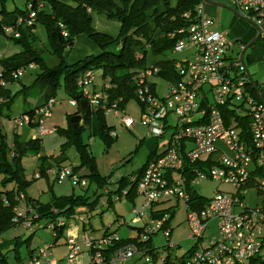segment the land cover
Returning a JSON list of instances; mask_svg holds the SVG:
<instances>
[{
    "label": "built area",
    "instance_id": "built-area-1",
    "mask_svg": "<svg viewBox=\"0 0 264 264\" xmlns=\"http://www.w3.org/2000/svg\"><path fill=\"white\" fill-rule=\"evenodd\" d=\"M225 1L249 20L264 40V0ZM33 18L32 13L27 25ZM212 25L213 21L201 3L195 9L192 22L178 32L184 37L176 42L173 51L191 49L192 54L184 62L176 64L178 77L169 85L165 97L159 98L150 93V76L159 70L141 71L138 75L137 99L142 106V125L151 137L163 138L168 130L171 135L170 145L165 151L148 161L143 168L137 185V194L142 197V202L138 208L132 209V223L142 227V240L159 230L167 232L164 225L168 221L167 215L155 216L153 206L173 199L181 201L185 205L189 240L199 244L208 224L211 221L217 223L216 236L208 239L205 246L198 247L197 244L186 264H245L264 247V203L262 207L248 208L242 201L248 189L256 190L264 198V56L260 62L263 81L260 84L255 82L261 97L256 90L254 97L249 90L253 86L239 62V53L244 45L239 47L240 51L234 57H229L228 50L233 47V41L227 32L215 31ZM5 32L12 33L13 30L8 27ZM14 37L17 38L18 34ZM236 69L242 71V76H235ZM22 73L19 70L15 75L20 77ZM94 80L90 70L82 75L78 82L82 96L91 105L104 107L105 113L113 111L116 117L121 114L119 121L125 129L134 127L135 123L124 110L115 104L105 106L108 96L94 86ZM0 86H4V82H0ZM107 87L104 85L103 89ZM206 100L207 110L201 108ZM228 100L248 109V143L238 134L236 125H228L223 118L220 109ZM53 103L51 99L43 106H36L33 119L27 115L13 118L14 127H36L40 136L47 135L43 125L50 118ZM70 105L73 107L75 101H70ZM236 110L239 112L241 108ZM47 174L52 175L54 182L59 184L71 179L82 187L87 185L69 166L50 168ZM33 177L38 178L39 174L35 172ZM201 181L230 184L236 192L227 194L216 191L203 208H196L197 202L190 201L188 189L194 190ZM106 193L107 189L104 188L103 194ZM24 201L23 195L17 198L11 229L33 232L40 229V215L27 207ZM236 208L240 211L236 212ZM58 212L52 210L50 213L55 216ZM80 220L83 222L82 218ZM56 222L49 225L54 231L53 237L58 229L67 227L63 220ZM153 223L155 228H152ZM115 238H94L86 233L78 235L68 232L65 238L67 254L61 260L62 264H79L77 257L84 252L86 264H126L140 255L144 264H152L151 258L140 254L135 246L105 256L99 249L111 246ZM167 247L172 249L175 246ZM51 248L52 245H48L36 249L26 264H58L55 261H42L50 255Z\"/></svg>",
    "mask_w": 264,
    "mask_h": 264
},
{
    "label": "trees",
    "instance_id": "trees-1",
    "mask_svg": "<svg viewBox=\"0 0 264 264\" xmlns=\"http://www.w3.org/2000/svg\"><path fill=\"white\" fill-rule=\"evenodd\" d=\"M4 1L0 0V3L3 4ZM201 3L202 0H177L176 5L170 7L169 0H29L24 11L7 12L4 9L1 10L0 36L9 44L17 47L19 51L7 57H0V82H4V86H0V118H3V112L9 110L13 104L14 96L11 94L9 87L18 81L19 77H16V72L19 70L24 72L30 67H37L39 73L32 87L38 88L42 93L43 103L40 106H43L53 98L60 85L69 97V101H75L73 106L75 112L66 115V128L57 131L59 136L64 138L60 149V156H65L62 162L68 160L66 157L67 151H73L76 155L78 166L72 167L69 165L72 172L81 179H88L93 182L97 188H106L107 193H102V195L106 197L107 206L114 202L112 194L118 195L117 200L123 195L130 202H133L138 196L137 185L143 168L148 161L161 155L163 151H153L149 155L146 164L134 175L121 177L118 181L113 182L110 181V178L99 175L95 159L88 152V145L83 142L82 136L84 132L90 130L93 119L96 121L98 136L105 142L107 148L112 143L113 136L104 120V107L91 105L82 96L78 88V82L87 70H90L93 74L95 70H99L101 72V84L97 86L94 83V86L103 90L108 96V104H105V106L115 104L117 108L124 110L125 105L129 101L134 100L142 110V106L137 99L138 75L141 71L161 70V72L170 73L173 78L178 77L176 64L179 62L169 60L167 52L173 51L176 42L184 37L178 32L187 28L192 22L195 9ZM205 9L210 8L205 7ZM32 13L34 18L27 25L29 15ZM93 15L102 17L107 22L118 24V36L112 38L96 31L92 24ZM185 15L189 17L186 18ZM37 26H41L45 32L46 51L50 55L56 56L59 60L58 65L53 68L45 66L42 57L43 51L34 48V30ZM8 27L12 28V33L5 32V28ZM156 33L158 34L157 36H155ZM15 34H18L17 38L14 37ZM79 35L85 36L95 44L99 49V53L87 56L72 64L66 63L63 54L65 51L72 49L74 40ZM121 39L124 40L123 46L116 51L115 48L119 46ZM258 41L250 47L253 51L251 55H246L247 51L244 54L246 69L247 64H252L255 61L260 63L264 56V47L260 46V48L257 45ZM148 50L161 56L159 61L150 69L146 67ZM235 74V76L240 77L243 73L241 70L236 69ZM104 85L108 87L103 89ZM154 88V84H150V93L157 97ZM249 90L252 96L256 97L255 89L250 87ZM19 92L25 96L26 88L22 87ZM206 103L207 100L202 103V109L207 110ZM238 107L241 108L239 112L236 110ZM34 109L23 111L20 116L27 115L30 116V119H33ZM220 111L225 122L228 125L234 123L238 134L248 143L250 135L248 109L228 100ZM15 128L17 129V127ZM13 136L11 149L6 150L0 129V174L4 175L0 181V236L12 227L14 208L20 195L24 196V202L27 207H31L33 210L39 208L35 207L33 199L28 198L23 190L32 181L39 179L42 175H48L46 169L42 167L43 165H39L36 169L39 177L34 178L32 174L30 181H26L24 170L21 166V159L26 155L38 156L40 154L41 139L37 137L29 141L19 142V136L15 131ZM169 145L170 143H168ZM39 159L44 162L46 160V158L41 157ZM62 162L58 163L57 166L61 165ZM80 170L83 172L80 173ZM9 183L13 184L12 189H4L6 184ZM109 184H116V188L114 190L110 189ZM188 193L190 201L197 202L196 208H203L207 204L208 199L199 197L196 191L188 189ZM67 202L71 206L62 212L66 217H70L69 214L73 212L75 206L86 205L84 200L80 198L76 200L70 197L67 198ZM60 211L62 210H59L56 216L62 215ZM167 211H170V209ZM47 216L55 217L49 212L45 215H40L39 220ZM51 222L47 223L46 227H49ZM65 229L67 227L56 231V236L53 237V244H51L52 247L60 240ZM133 229L137 233L135 237L126 239L117 237L112 239L113 243L111 246L100 248L99 250L105 256H109L118 250L135 246L141 252L140 254L151 258L152 264H186V260L194 252L198 244L196 243L194 248L187 251L183 258H176L175 262H170L167 257L163 256L162 251L154 248L150 236L144 240L141 239V226ZM82 230L83 232L86 230L84 225ZM36 231L31 232V234ZM170 232L171 229L167 236ZM111 236H115L114 232L109 233L108 230H105L101 238H110ZM16 239L14 246L21 243L20 237ZM167 249V246L163 248V250ZM35 251L36 249H28L26 262ZM160 258H163V261H160ZM14 259L18 264L22 262L17 251ZM137 261L140 264H144L143 256H138ZM0 264H7L6 256L1 251ZM131 264L137 263L132 262ZM245 264H264V261L260 257L254 256Z\"/></svg>",
    "mask_w": 264,
    "mask_h": 264
},
{
    "label": "rangeland",
    "instance_id": "rangeland-1",
    "mask_svg": "<svg viewBox=\"0 0 264 264\" xmlns=\"http://www.w3.org/2000/svg\"><path fill=\"white\" fill-rule=\"evenodd\" d=\"M217 1L229 4L225 0ZM28 2L29 0H5L3 4L0 3V11L3 9L7 12L24 11ZM218 11L223 14V17L211 16V18L213 20L214 30L220 32L227 28V22L230 18H234V16L226 10L218 9ZM92 24L96 31L104 33L112 38H116L119 34L118 24L114 22H106L99 16L93 15ZM34 34V48L43 51L42 57L45 66L47 68L57 66L59 61L58 58L50 55L46 51V38L43 28L37 26L34 30ZM157 35L158 34L156 33L155 36ZM0 37V39L3 38L2 36ZM3 40L4 38L2 41L0 40V48H2L1 42H3ZM7 45L9 48L7 53L12 54L13 52L19 51L17 47L8 42ZM238 45L239 44L235 42L234 46L228 50L229 57H234L236 55ZM257 45L259 47H264V40L260 38ZM98 53L99 49L95 44L87 39L79 37L74 40L72 49L64 52L63 57L66 63L72 64L87 56L96 55ZM252 53V48H249L246 55H251ZM191 54V49H186L180 52L169 51L167 52V58L173 62H184L191 56ZM5 55L6 53H3L0 50V57ZM160 58L161 56L153 54L148 50L146 55V67L149 69L152 68ZM247 71L254 83L257 82L260 84L263 81V70L258 61H255L252 64H247ZM38 73L39 70L37 67L34 66V68H28L18 78L17 83L9 87L11 94L14 96L13 104L9 110L3 112V118H0L1 124L2 120H4L9 125L13 117L20 116L23 111L31 109L36 103V99L41 94V91L32 86ZM162 73H164L167 78L161 79L159 74ZM233 74L234 72H232V75ZM94 78V83L100 85L101 72L99 70L94 71ZM172 81V75L168 72H161V70L156 71V74L151 75L149 79L150 83H154L155 93L159 98H163L167 95L168 86ZM22 87L26 88L25 96L19 92ZM52 100L54 103L51 107V118L49 122L43 125V130L48 133L47 135L40 136L36 127H23L18 128L17 130L18 135L21 136V141H29L30 139L37 137L40 138V151L44 155L43 157H46L45 162L43 160L42 162L39 159L41 157L39 155H26L22 157L21 166L24 170L26 181H30L32 174L37 172L36 169L39 165H44V163H46V165L49 164L53 166L55 160L63 156H60V149L64 142V138L59 136L57 131L66 128V115L74 113L75 109L70 105L69 97L61 85L56 90ZM124 113L135 123L134 127L130 130L125 129L120 124L119 120L121 114H118V117H116L113 111L105 113L104 120L106 126L110 128L113 136L112 143L108 148L106 147L105 142L98 136L95 119L91 122L90 130L84 132L82 136L83 142L88 145V152L95 159L97 172L102 177L110 178L111 182L118 181L121 177H128L137 173L140 168L146 164L149 155L153 151L156 149L160 151L164 145L166 148L170 141V130L165 132L163 138L159 139L147 134V129L141 122V109L136 101H129L125 105ZM8 125H0L1 134L3 135L2 140L6 146V150L11 149L13 145L12 138H14V131H10L9 128L11 127ZM66 155L68 160L64 164L77 167L78 161L75 153L69 150ZM32 157L34 159H32ZM82 170L79 172L82 173ZM3 176V174H0V181L3 179ZM84 180L87 185L82 187L80 184H75L71 179H65L59 184L54 182V177L52 175H42L39 179L32 181L24 188V194L28 198L33 199L35 207H40L37 210L39 214L48 210H62L60 211L62 215L56 216L58 213H54L55 217L53 218L51 216L42 217L38 221L40 229L33 234H31V232H25L22 230L14 231L12 229L3 233L0 236V243L9 245V249H7L10 250L9 252L6 251L7 249L2 251L6 256L7 264H18L14 259L16 251L22 260L19 264H26L28 249L33 250L53 244L52 235L54 231L51 227H46V224L51 222V220V224H56L57 220H63L66 223L67 230L64 231L56 245L49 250L50 255L47 258H44L42 260L43 262L55 261L58 262V264H62L61 260H63L67 254L65 238L67 237L68 232L71 234L77 233L78 235L86 233L94 238H101L105 230H108L109 233L114 232V235L120 239L132 238L137 235L136 230L133 228L139 227L140 224L132 223V209L140 206L142 197L138 195L133 202H130V200L126 199L123 195L117 200L118 195L112 194L114 202L110 206H107L106 197L102 195L104 188H97L93 182L88 179ZM12 187L13 184L9 183L6 184L4 189L11 190ZM109 187L114 190L116 184H109ZM194 190L198 193L199 197L208 200L214 196L216 191L227 194H235L236 192L233 185L211 181H201ZM70 197H73V199L76 200L80 198L81 200H84L86 205L75 206L73 212L69 214L70 217H66L62 212L71 206V204L67 202V198ZM242 201L248 208H255L262 207L264 198L262 195H258L256 190L248 189L244 192ZM62 206L63 208H60ZM169 209L170 211H167ZM238 211H240V209L236 208V212ZM153 212H155L154 215H158V217L163 214L167 215L168 223L165 225V230L168 232L171 229V232L168 236L166 235L167 232H164V230L155 232L150 238L152 245L154 248L162 251L163 256L167 257L170 262H175L176 258H183L186 252L190 251L196 245L195 240L188 239V232L185 226L186 211L184 203L175 199L168 200L164 203L154 205ZM80 218H82L84 222H82ZM148 220L149 217L146 221ZM83 225L86 229L84 232L82 230ZM155 227L156 225L153 223L152 228ZM216 234L217 223L216 221H211L203 232L202 240L198 244V247L205 246L207 240L215 237ZM17 237H20L21 243L14 246ZM170 245L175 247L163 250L164 247ZM256 256L264 261V247ZM137 259L138 257H135L130 260L129 263L136 262L137 264H140ZM77 262L79 264L87 263L85 252L77 257Z\"/></svg>",
    "mask_w": 264,
    "mask_h": 264
},
{
    "label": "crops",
    "instance_id": "crops-1",
    "mask_svg": "<svg viewBox=\"0 0 264 264\" xmlns=\"http://www.w3.org/2000/svg\"><path fill=\"white\" fill-rule=\"evenodd\" d=\"M176 1L177 0H169V4H170V7H174L175 5H176ZM214 1H216V2H218L217 0H214ZM219 3H221V2H219ZM222 4H225V3H222ZM225 5H227V6H229V7H231L229 4H225ZM218 9H220V8H210V9H207L206 10V14L211 18V16L212 17H214V16H216V17H223V14L222 13H220L219 11H218ZM222 10H224V9H222ZM230 13V12H229ZM233 15V14H232ZM234 16V15H233ZM101 19H103L102 17H100ZM212 19V18H211ZM228 19V18H227ZM226 19V20H227ZM104 20V19H103ZM104 21H106V20H104ZM213 21V20H212ZM107 22V21H106ZM212 29L214 30V24L212 25ZM216 31V30H215ZM223 31H225V32H227L228 33V36H229V38L233 41V43H237V44H239L238 45V47H237V52H236V54L240 51V49H239V47L240 46H242V45H244V44H246L247 42H249L253 37H254V33H256L255 32V30H253L252 28H251V26H249L246 22H244L243 20H241V19H239L238 17H236V16H234V18H230L229 19V21L227 22V28L225 29V30H223ZM79 37H81L82 39H87L85 36H83V35H79V36H77L76 38H75V40L76 39H78ZM1 38V37H0ZM3 39V38H2ZM2 39H0L1 41H2ZM88 40V39H87ZM89 41V40H88ZM6 42V40L4 39L3 40V42H1L2 43V48H0V50L3 52V53H6V55L5 56H3V57H7V56H10V55H12V54H15V53H17V52H13L12 54L11 53H7L8 52V45H7V42ZM233 46H234V44H233ZM159 77L161 78V79H164V78H167L166 77V75H164V73H162V74H159ZM173 81H174V78H173ZM171 82V84H173L174 82ZM152 84H154V83H152ZM171 84H169V85H171ZM97 86H99V85H97ZM155 86V85H154ZM169 87V86H168ZM154 90H155V88H154ZM157 95V94H156ZM43 103V96H42V93L38 96V98L36 99V103L33 105V107L32 108H35L36 106H39L40 104H42ZM51 118V117H50ZM50 118H49V120H50ZM8 119V118H7ZM10 119V118H9ZM49 120H48V122H49ZM9 121V120H8ZM47 123V122H46ZM0 125H8L7 124V122L6 121H4V120H2V124L0 123ZM9 127H11V128H9V130L10 131H15L16 133H17V130H18V128L16 129L15 127H14V125H13V122L12 121H10V124L8 125ZM18 134V133H17ZM19 137H18V141L19 142H21V136L20 135H18ZM12 140H13V138H12ZM167 148V147H166ZM165 145L163 146V148L159 151V150H157L156 149V151H159V152H161V151H165ZM162 152V153H163ZM39 156H41V158L44 156L43 154H42V152L40 151V154H39ZM44 158V157H43ZM46 158V157H45ZM155 158V157H154ZM32 159H34L33 157H32ZM65 159V156L63 157H59L57 160H55V164L53 165V166H51V165H49V164H47L46 165V163H44V165H43V168L44 169H46V172L48 171V169H50V168H53V167H63V166H69V165H66V164H64L65 162H62L63 160ZM60 162H62L61 163V165H59V166H57V164L58 163H60ZM40 208V207H39ZM60 208H63V206L62 207H60ZM38 209H36V211H37ZM52 211V210H51ZM50 210H48V211H45L44 213H42V214H39L38 213V211H37V213L39 214V215H45L46 213H49V212H51ZM9 247V245H7V244H5V243H3V244H1L0 243V251L2 252L3 250H6L7 248ZM9 249V248H8ZM8 249L6 250V251H8Z\"/></svg>",
    "mask_w": 264,
    "mask_h": 264
},
{
    "label": "water",
    "instance_id": "water-1",
    "mask_svg": "<svg viewBox=\"0 0 264 264\" xmlns=\"http://www.w3.org/2000/svg\"><path fill=\"white\" fill-rule=\"evenodd\" d=\"M202 3L204 4L205 7H208V8H220V9H224L228 12H230L231 14H233L234 16L238 17L239 19L243 20L244 22H246L248 25L251 26V28L254 30H256V34L255 36L249 41L247 42L244 47L241 49L240 53H239V62H240V65L242 67V71L243 73L246 75V77L248 78V80L250 81L251 85L253 86V88L258 92L257 90V87L255 86V83L252 81L245 65H244V54L245 52L256 42L260 39V31L258 29H256L254 27V25L249 21L247 20L246 18L242 17L236 10H234L232 7H229L225 4H222V3H219V2H216L214 0H202ZM123 43H124V40L121 39L120 42H119V46L115 48L116 51L120 50L123 46ZM259 96L261 97V93H259Z\"/></svg>",
    "mask_w": 264,
    "mask_h": 264
}]
</instances>
